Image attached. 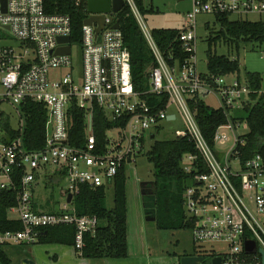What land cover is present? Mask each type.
Listing matches in <instances>:
<instances>
[{
  "label": "built area",
  "instance_id": "built-area-1",
  "mask_svg": "<svg viewBox=\"0 0 264 264\" xmlns=\"http://www.w3.org/2000/svg\"><path fill=\"white\" fill-rule=\"evenodd\" d=\"M83 1L87 13L77 34L71 15L49 13L45 0H0V105H14L20 119L14 126L0 109V189L17 190L18 202L9 211L17 213L14 219L22 224L17 231L0 229V244H33L46 227L73 225L75 247L81 251L85 236L95 234L100 225L96 215H80L70 208L81 187L113 185L149 141L154 143L159 134L170 131L165 138L187 137L197 151L182 158L184 171L194 173L183 193L194 242L220 243L222 250L209 252L221 256V264H263L259 249L264 250V153L243 160L245 134L237 130L245 123V106L253 102L252 90L245 78L199 72L197 23L202 14H264V0H192L188 25L178 35L186 53L183 59L167 56L137 1L124 0L121 10L127 7L134 15L157 63L149 72V88L143 91L135 87L123 32L113 27L121 10L94 13L88 0H76L77 4ZM100 15L105 16V26L97 32L98 22L86 20ZM13 39L19 43L15 45ZM78 46L81 66L75 61ZM66 47L69 53L63 51ZM209 95L219 102V107L212 108L221 110L225 118L211 140L201 128L197 107ZM151 96L157 97L154 103ZM28 100L47 109L45 144L40 149H28L25 144L22 104ZM96 108L110 123L101 140L94 129ZM78 111L86 120L83 144L71 141ZM3 119L11 123L15 135L2 128ZM178 122L179 126L167 128ZM228 142L229 150L219 155L216 145ZM42 178L68 181L65 203L55 212L35 209V189ZM250 241L256 251H248Z\"/></svg>",
  "mask_w": 264,
  "mask_h": 264
},
{
  "label": "trees",
  "instance_id": "trees-1",
  "mask_svg": "<svg viewBox=\"0 0 264 264\" xmlns=\"http://www.w3.org/2000/svg\"><path fill=\"white\" fill-rule=\"evenodd\" d=\"M140 10H145L144 0H136ZM49 13L69 14L73 18L76 33H80L86 18L87 4L76 0H45ZM153 10V8L151 9ZM221 29L216 36L209 38L210 42L224 38L228 44H236L239 49L243 43H264V20L231 19V13L215 14ZM116 18L124 35L126 46L131 52L132 71L135 87L139 91L149 88V72L156 66L155 58L139 27L134 15L127 7L121 10ZM209 27V24H207ZM183 29L160 28L154 29L153 34L167 56L175 54L179 59L186 57V53L178 40ZM74 39V37H73ZM240 63L238 58L229 55H218L209 49L208 73L215 75H236L240 78ZM245 79L251 87L250 99L245 107L243 120L248 124L249 131L244 135L246 143L242 147V159L246 160L257 152L264 153V92L263 76L260 72L246 71ZM151 96V102L156 100ZM198 118L202 130L211 140L216 127L225 122L221 110L212 108L204 101L197 104ZM26 119L25 144L28 149H40L45 144V126L47 109L41 103L28 100L22 104ZM94 129L100 140L110 123L101 109L96 108L94 115ZM2 128H6L15 135L11 123L3 119ZM86 120L83 112L77 113L75 123L71 129V141L83 144L85 141ZM7 139V138H6ZM195 146L187 137L165 138L156 140L146 156L155 167V178L151 182L154 186L152 195L143 194L145 213L155 215L160 228H192L193 223L187 218L184 201L185 186L194 175L185 172L182 158L185 153H196ZM202 171H207L201 167ZM126 167H124L114 182V205L108 208L104 203L105 187L93 188L88 185L81 187L73 205L80 215H96L100 225L95 234L85 236L84 247L77 250L90 258H121L128 256L127 243V202H126ZM18 202V192L14 189H0V229L3 231L22 229L21 221L11 218L9 210ZM52 208L46 212H55ZM76 228L73 225L46 227L41 230L39 242H59L75 246ZM205 256V255H204ZM213 258V255H211ZM10 258L0 244V264H10ZM206 260L204 261V263ZM206 264V263H205Z\"/></svg>",
  "mask_w": 264,
  "mask_h": 264
},
{
  "label": "rangeland",
  "instance_id": "rangeland-1",
  "mask_svg": "<svg viewBox=\"0 0 264 264\" xmlns=\"http://www.w3.org/2000/svg\"><path fill=\"white\" fill-rule=\"evenodd\" d=\"M145 10L142 12L143 18L150 30L160 28L184 29L187 23V13L193 7L192 0H144ZM153 8V10H151ZM249 19L252 21L264 20V14L249 13L240 16L237 13L231 14V19ZM209 24V27H207ZM221 29L220 23L216 21L213 14H202L198 17L197 23V68L201 73L208 72L209 49L218 55H229L238 58L240 63V78H245L246 71L260 72L263 76L264 92V43H243L238 49L236 44H228L224 38H218L210 42L211 36L218 35ZM15 45L19 43L16 39L11 41ZM75 61L79 66L82 62L81 47H74ZM207 105L219 107V102L213 95L204 98ZM0 109L5 111L11 118L14 126L19 125V115L14 105L9 102H2ZM175 111V108L173 109ZM180 123H173L167 126L171 128L179 126ZM240 134L249 131L245 122L238 127ZM170 131L158 135V139H165L170 136ZM114 137H118V132H113ZM153 141H149L144 151L137 156L134 163L126 168V202H127V243L128 256L121 258L85 259L77 251L75 246L58 243H35L22 247L20 252H12L14 264H20L24 255L22 249L28 248L39 264H180V258L186 255L201 254L206 256L207 264H210L212 257L209 251L222 250L224 247L220 243H195L192 228H160L156 221L146 219L145 202L143 199V189L155 178V167L146 156ZM231 142L227 144H217L215 150L220 155L229 150ZM236 167L238 165L234 164ZM114 185V183H113ZM105 187L104 203L108 208L114 205V186ZM68 186L66 178L59 182L42 178L38 190L43 193V200L56 210L65 203L64 194ZM145 190V189H144ZM146 191V190H145ZM41 202V201H40ZM74 205L71 204L70 208ZM11 218L19 215L9 211ZM202 262L201 264H205Z\"/></svg>",
  "mask_w": 264,
  "mask_h": 264
},
{
  "label": "water",
  "instance_id": "water-1",
  "mask_svg": "<svg viewBox=\"0 0 264 264\" xmlns=\"http://www.w3.org/2000/svg\"><path fill=\"white\" fill-rule=\"evenodd\" d=\"M124 6V0H88V8L90 12L94 13H102V12H110V11H115L119 12ZM93 21H97L99 26L97 27V32H99L104 26H105V16L100 15V16H92L89 17L86 22L89 24H92ZM114 28H119L120 23L119 21H116L115 24L113 25ZM67 41H69V38H67ZM64 52L69 53L70 52V47H66L63 49ZM174 118V116H171ZM73 199V195L69 194L68 195V202H71ZM146 219L155 221L156 216L152 215L149 216V214H146ZM247 249L248 251H256V245L254 242L250 241L247 242ZM259 252L262 254L263 257V264H264V250L259 249ZM206 260V256L204 255H186L182 258H180V264H201ZM28 264L30 261H27ZM222 263V258L221 256H216L212 258V261L210 264H221ZM207 264V263H206Z\"/></svg>",
  "mask_w": 264,
  "mask_h": 264
},
{
  "label": "crops",
  "instance_id": "crops-1",
  "mask_svg": "<svg viewBox=\"0 0 264 264\" xmlns=\"http://www.w3.org/2000/svg\"><path fill=\"white\" fill-rule=\"evenodd\" d=\"M54 181L59 182L60 180L55 179ZM39 186H40V183L37 185V187L35 189V200H34L35 209L41 210V211H46V210H50V209L54 208V207L50 206L48 209H43V208L47 207L49 204H48V202H45L43 200V193L41 194V192L38 190ZM36 243H41V242L38 241ZM42 243L64 244V243H59V242H42ZM33 244H35V243H33ZM65 245H70V244H65ZM25 246H29V244L26 242H23V241H11V242H7V243L3 244V249L6 252V254L8 255V257L10 258V261H11L10 264H14L13 258H12V252L15 253V250L17 252H20V249L22 247H25ZM71 246H74V245H71ZM30 251L28 250V248L22 249V252L24 253V255L20 257L23 259V261H21L20 264H28L27 261H30V263H32V264H39V263H37V260L35 259V257L32 255V252H30ZM79 254L85 259H102V258L85 257L81 253H79ZM192 255H201V254H192ZM106 258H113V257H106Z\"/></svg>",
  "mask_w": 264,
  "mask_h": 264
},
{
  "label": "flooded vegetation",
  "instance_id": "flooded-vegetation-1",
  "mask_svg": "<svg viewBox=\"0 0 264 264\" xmlns=\"http://www.w3.org/2000/svg\"><path fill=\"white\" fill-rule=\"evenodd\" d=\"M144 189H145L146 191H145ZM144 189H143L144 194L152 195V193H153V191H154V186H153L152 183H150V184L145 185V188H144Z\"/></svg>",
  "mask_w": 264,
  "mask_h": 264
}]
</instances>
